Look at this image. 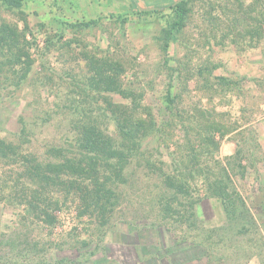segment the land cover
Wrapping results in <instances>:
<instances>
[{
    "label": "rangeland",
    "instance_id": "1",
    "mask_svg": "<svg viewBox=\"0 0 264 264\" xmlns=\"http://www.w3.org/2000/svg\"><path fill=\"white\" fill-rule=\"evenodd\" d=\"M181 2L184 26L164 52ZM99 71L136 100L97 90ZM76 106L106 110L114 136L111 108L153 126L108 183L120 199L108 221L63 167ZM211 184L242 196L247 230ZM182 238L187 255L203 239L213 264H264V0H0V264H118Z\"/></svg>",
    "mask_w": 264,
    "mask_h": 264
},
{
    "label": "trees",
    "instance_id": "2",
    "mask_svg": "<svg viewBox=\"0 0 264 264\" xmlns=\"http://www.w3.org/2000/svg\"><path fill=\"white\" fill-rule=\"evenodd\" d=\"M6 1L16 7L23 5V0ZM183 4L181 2L172 5V8L177 13V20L163 31L162 48L164 52L169 49L174 31L184 26L187 9ZM97 67L101 68L102 64L98 63ZM117 68L118 65L113 64L112 71H116ZM98 73L100 75L105 74V72L101 71ZM90 83L94 87H98L97 90L120 92L136 100L135 94L125 89L117 78L113 76L105 74L99 79L93 78ZM97 84H101L102 88ZM168 99L171 102L173 101L170 96ZM75 108H77L76 113H78L73 120L75 149L70 150L73 156H65L66 161L63 167L70 173L68 174L69 177H76V179L72 180L71 185L81 194L85 209L98 212L105 219L104 221H108L120 202L119 194L114 193L108 187V183L121 180L122 173L127 166L126 163L130 162L129 159L139 152L143 139L152 133L153 126H147L145 123L135 120L134 114H128L120 108H111V116L115 120L118 129L117 135L114 136L109 134L106 130L107 128L101 122L109 116L106 110H101L95 116L93 113H88L87 109L77 106ZM59 151L66 155L67 149H60ZM47 180L57 181L55 178L51 179V177L47 178ZM170 182L169 185H174V183ZM209 189V195L222 201L225 211L231 219L240 217L246 220L242 224L238 223L240 229L247 230L252 225L254 216L250 208L246 207V203L240 194L236 192L230 193L222 187L214 186L213 184H211ZM199 201L200 197L195 196L190 202L189 209H191L192 215H195V204ZM238 202L240 203L239 207L237 206ZM184 239L182 238L175 242L169 248L166 247L167 252L164 255L161 253L163 251L161 246L151 249L144 244V246H141V251L132 250L131 252V250H128L120 258H115V260L118 264H189L192 261L207 257L208 264L216 262L217 258H211L209 246L204 243L203 239L199 240V238H194L189 242L190 248L195 250V252L187 255V249L182 248L183 243L187 241ZM222 257L224 259L217 262L227 264L225 256ZM222 257H219V259Z\"/></svg>",
    "mask_w": 264,
    "mask_h": 264
},
{
    "label": "water",
    "instance_id": "3",
    "mask_svg": "<svg viewBox=\"0 0 264 264\" xmlns=\"http://www.w3.org/2000/svg\"><path fill=\"white\" fill-rule=\"evenodd\" d=\"M141 10H146V11H152V10H155L157 9V7L155 6H152V7H140Z\"/></svg>",
    "mask_w": 264,
    "mask_h": 264
}]
</instances>
